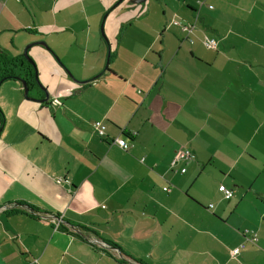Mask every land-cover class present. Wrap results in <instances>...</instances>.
<instances>
[{
  "label": "crops",
  "instance_id": "obj_1",
  "mask_svg": "<svg viewBox=\"0 0 264 264\" xmlns=\"http://www.w3.org/2000/svg\"><path fill=\"white\" fill-rule=\"evenodd\" d=\"M92 1L0 0V264H264V0Z\"/></svg>",
  "mask_w": 264,
  "mask_h": 264
},
{
  "label": "built area",
  "instance_id": "obj_2",
  "mask_svg": "<svg viewBox=\"0 0 264 264\" xmlns=\"http://www.w3.org/2000/svg\"><path fill=\"white\" fill-rule=\"evenodd\" d=\"M174 26H179L183 31L190 33L192 31V28L189 25H183L177 21L173 22ZM206 48L209 50H216L217 49V42L214 40H206V42L204 43ZM93 131L100 137V138H104L106 136V126L102 123V122H94L92 125ZM112 144L116 145L117 147H119L121 150L127 152L130 148L131 145L127 142L125 137H118V138H114L111 142ZM194 158V155L191 154L189 151L187 150H181L177 153V156L174 160V162L172 163V165H175L180 159L183 160H192ZM60 182V181H59ZM221 193L223 195V198L225 200H231L233 198V192L226 188V187H221ZM163 191H168L167 188H164ZM210 208H213V206L211 205ZM60 227V223H58L56 225V229H58ZM242 236L244 238V242L237 247L236 249H234L231 252V255L233 257L238 256V254L240 253V251L245 247L246 243H251V244H256L258 241V234L254 231H250V230H243L242 231ZM30 264H38L36 260H32L30 262Z\"/></svg>",
  "mask_w": 264,
  "mask_h": 264
},
{
  "label": "trees",
  "instance_id": "obj_3",
  "mask_svg": "<svg viewBox=\"0 0 264 264\" xmlns=\"http://www.w3.org/2000/svg\"><path fill=\"white\" fill-rule=\"evenodd\" d=\"M106 73L115 75L108 69ZM17 78H21L26 82L29 92L38 86L35 80L33 66L24 58L23 55L9 58L6 54L0 51V86L5 82L17 80ZM0 121L2 127L4 116L1 110Z\"/></svg>",
  "mask_w": 264,
  "mask_h": 264
},
{
  "label": "rangeland",
  "instance_id": "obj_4",
  "mask_svg": "<svg viewBox=\"0 0 264 264\" xmlns=\"http://www.w3.org/2000/svg\"><path fill=\"white\" fill-rule=\"evenodd\" d=\"M111 0H93L92 2H94V4H96V5H98V6H105V5H108L109 3H111L110 2ZM114 1V0H113ZM130 1L131 0H124L123 2V6L124 5H126V8H128V6H134V5H132V4H130ZM138 2H139V0H137ZM152 0H145V2L144 3H142V2H140V4L139 5H137V6H135L134 8H138V10H139V12H141V10H143V9H146L147 8V5L146 4H148V2H151ZM155 2H160V3H171V4H173V0H154ZM175 2H176V0H174ZM71 2L73 3V4H75V5H78L79 6V3H78V0H71ZM118 2V0H115V2H113V4H112V6H114L116 3ZM180 2H184V0H180ZM146 3V4H145ZM78 6H76V16H82V12H81V10H79V7ZM112 6H110V7H112ZM159 13H160V15H161V10L160 11H158L157 9H154V16L155 17H157V16H159ZM168 14H169V11H168ZM23 52V51H22ZM23 54V53H22ZM12 55H14V57L17 55V54H12ZM11 57H13V56H11ZM39 87V86H38ZM40 88V87H39ZM34 91L35 90H32L31 92H30V95H33L34 94ZM1 126H0V130H1Z\"/></svg>",
  "mask_w": 264,
  "mask_h": 264
},
{
  "label": "water",
  "instance_id": "obj_5",
  "mask_svg": "<svg viewBox=\"0 0 264 264\" xmlns=\"http://www.w3.org/2000/svg\"><path fill=\"white\" fill-rule=\"evenodd\" d=\"M123 1H124V0H118V2L112 7L111 10L117 8L121 3H123ZM106 17H107V15L104 17V20H105ZM104 20H103V24H104ZM103 24H102V27H101V34H102L103 37H105L104 30H103ZM36 45H40V46H43L44 48L48 49V48H47V45H46L45 43H43V42H38V43H36V44H32V45H30V46H27V47L24 49V52H23L22 55H23L24 58H25L30 64H32V66H33V69H34V72H35V80H36V83H37V85L40 87V89L46 94V98H45L44 100H42L43 102H45V101L48 100V94H47V91H46V90L40 85L39 80H38L37 66H36L35 62L33 61V59H32V58L29 56V54H28L29 49H31V47L36 46ZM70 76H71V75H70ZM17 80H19V81L22 83V85H23V88H24V96H25V98H27V99H31V98L28 96V94H29V88H28L26 82H25L23 79H21V78H17Z\"/></svg>",
  "mask_w": 264,
  "mask_h": 264
}]
</instances>
